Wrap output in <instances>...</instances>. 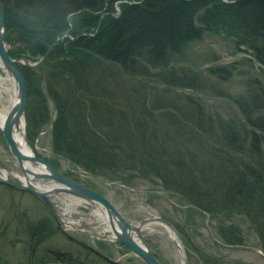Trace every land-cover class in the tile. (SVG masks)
I'll return each mask as SVG.
<instances>
[{
  "label": "rangeland",
  "instance_id": "1",
  "mask_svg": "<svg viewBox=\"0 0 264 264\" xmlns=\"http://www.w3.org/2000/svg\"><path fill=\"white\" fill-rule=\"evenodd\" d=\"M120 5L114 3L116 12H120ZM111 14L115 12L108 11L107 7L100 11L98 25L105 16ZM87 17L92 18L91 15ZM82 19L79 22L86 24L84 17ZM90 34H95L93 27ZM209 43H213L218 50ZM21 52L28 54L26 51ZM74 53L78 64L75 75L83 79V86L94 88L95 101L99 103L93 108L95 114L101 110L98 107L102 105L114 107L118 114L126 113L131 127L135 120L138 128L144 130L146 135L156 132V135L163 133L162 136L172 137L173 142L178 143L180 146H177L185 150L189 157H196L197 164L204 162L207 178L212 179L222 174L219 173L222 167L218 166L220 164L215 165L212 156V148L221 146L218 142L215 144L213 137L234 134L235 129L242 137L234 138L240 144L241 153L236 156L238 160L231 162L242 165V168L248 165L247 170L254 169L255 177L264 186V145H259L258 151H252L250 140L244 138L245 131H254L250 123L264 118V99L260 93H264V67L255 60L253 50L246 47L235 50L218 38H206L184 46L176 54L170 55L172 65L178 63L179 68H183L175 74L176 81L172 74L164 75L163 72L167 70L162 72V76H155L150 69L148 74H142L141 69L145 68L143 58L134 60L129 68H123L104 58L86 54L94 58L91 59L78 50ZM1 77L5 78L2 73ZM61 77L54 78L53 84L47 82L52 91L62 89L64 82ZM68 81L71 84V80ZM165 87L180 88L182 91L163 89ZM67 91L70 88L59 91V96L65 99L64 92ZM254 93H257L256 109L250 105L251 94ZM12 99L9 81L1 83L0 112L6 114L9 111ZM84 99L90 98L85 95ZM34 101L31 98V102L26 105V135L33 152L50 160L54 146L51 133L46 131L54 116L53 109L46 101L48 118L41 121ZM241 104L245 110L244 115L239 109ZM257 109L258 112L255 111ZM40 132L43 134L36 140ZM259 132L255 129V133ZM51 162H54L52 164L59 172L107 198L131 224L152 218L168 220L175 228L185 254L189 253L186 254L189 264H264V240L255 231L249 215L230 212L228 216L224 212L202 211L191 202L164 189L160 179L154 175L146 179L135 178L129 184L107 176L94 178L99 182L90 179L89 174L67 161L52 157ZM0 164L9 174L20 176L1 132ZM9 180L19 183L11 177ZM200 187L206 188L202 185ZM60 208L65 207L61 205ZM96 211L81 207L70 219L78 221L82 218V223L91 224L96 231H106L103 222L95 216ZM38 224L43 227H36ZM36 228H40L42 233L36 235ZM153 228L143 234L157 260L162 264H183L170 233L161 225ZM236 231L237 237H231ZM93 248L107 256L110 263L92 252ZM38 260H42L43 264H144L120 244L94 241L84 232L62 229L38 199L0 184V264H33Z\"/></svg>",
  "mask_w": 264,
  "mask_h": 264
},
{
  "label": "trees",
  "instance_id": "2",
  "mask_svg": "<svg viewBox=\"0 0 264 264\" xmlns=\"http://www.w3.org/2000/svg\"><path fill=\"white\" fill-rule=\"evenodd\" d=\"M120 1L127 3H120L119 17L105 16L94 36H82V33L90 34L92 27L95 32L99 13L106 7L108 11L117 14L113 5ZM132 1L1 0L8 31L7 40L20 41L32 47L31 60L43 55L59 35L68 32L70 37L77 39L59 40L51 50L53 58H64L65 55L66 58L72 57L77 48L83 47L123 68H129L134 60L143 58L145 68L141 69L142 74H148L150 68H159L161 72L152 74H172L175 78V74L183 68L171 66L167 69L172 64L170 55L206 38H218L235 50L240 47L253 50L255 60L264 67V0H239L232 4L220 0H143L138 5H129ZM83 17L86 24L79 22ZM21 51H25L22 45L10 52V55L24 53ZM75 61L70 63L60 60L58 65L74 76L76 88L80 92L69 82L67 89L70 88V91L64 92L66 101H63L59 96L61 90L55 93L48 86V92L56 101L58 109L51 132L56 153L66 157L73 166L82 169L92 178L107 176L129 184L135 178L146 179L154 175L160 179L164 189L191 202L202 211L224 212L228 216L230 212L249 215L255 231L264 240V186L255 177L254 169L247 170L248 165L242 168V165L231 162L241 153L240 146H237L240 144L234 138L242 137L235 129L234 134L213 137L215 144L218 142L221 146L212 148V156L215 165L220 164L218 166L222 167L221 171L217 169L222 174L213 179L207 178L204 162L197 164L196 157H189L185 150L177 146L178 143L173 142L172 137L162 136L163 133L156 135V132L146 135L144 130L138 128L135 120L131 127L126 113L118 114L114 107L102 105L98 107L101 110L95 114L93 108L99 103L95 101L94 88L83 86V79L75 75L78 65ZM25 77L29 102L31 98L35 100L34 104L37 103L40 112L38 117L44 121L48 118V112L46 100L37 89V77L28 70ZM260 93L264 99V93ZM85 95L90 99L85 100ZM255 95L257 97V93L251 94L250 98V105L254 109L257 108ZM239 106L244 115L243 104ZM250 124L254 131H245L244 138L250 140L252 151H258V146L264 145V118ZM255 129L260 132L255 133ZM213 139L210 138L211 141ZM132 173L135 176L131 177ZM200 185L207 189H201ZM38 225L36 227H43ZM40 228H36V235L42 233ZM230 236L237 237V231ZM33 264L43 262L38 260Z\"/></svg>",
  "mask_w": 264,
  "mask_h": 264
},
{
  "label": "water",
  "instance_id": "3",
  "mask_svg": "<svg viewBox=\"0 0 264 264\" xmlns=\"http://www.w3.org/2000/svg\"><path fill=\"white\" fill-rule=\"evenodd\" d=\"M224 3L232 4L239 0H221ZM127 3L126 1H121ZM140 2H130L129 5H138ZM6 35V25H5V15L0 1V63L1 67L5 70L8 76L11 77L13 81V88L16 92L15 100L12 102L9 111L6 113L2 125H0V131L5 137V140L11 149L12 153L15 156L18 167L23 175V182L21 185L13 184L8 181L4 175V170L0 169V183L7 185L14 189L24 190L29 192L34 197L38 198L44 205L47 206L48 210L55 218L57 223L67 229L76 230L75 226L67 223L62 219L63 214L60 213L58 208L54 204L53 195H61L62 197H67L68 199L79 201L78 206H84L99 210L105 217V222L109 229L110 236L99 234L96 236L93 234L95 229L91 228L86 224H81L80 227L88 229L90 232H87L88 236L99 241L113 244L123 245L130 254H133L139 258L144 264H162L160 263L155 255L150 250L148 244L146 243L143 235V230L147 225L156 224L163 226L171 235L172 240L176 246L178 254L182 259L183 264H189L186 259L185 250L183 248L182 242L173 227V225L164 218H152L146 219L138 224L129 223L122 215V213L104 196L98 192L86 188L70 178L64 176L63 174L56 171L48 162L44 159L36 157L31 149L27 138L24 135L23 130V139L27 151H24L16 142L14 134L16 130H19L20 124L25 126V108L27 103V92L25 86L24 76L19 67L20 64H25L31 68H37L39 71V88L42 96L46 99H49V96L44 92V74L42 72L41 63L44 59L38 63L32 64L26 59H12L8 55V50L12 47L17 46L19 43L9 44L5 40ZM59 37L56 39V41ZM54 42L49 50L55 45ZM214 46V44H211ZM48 50V51H49ZM86 53L91 54L92 56L101 59L94 53H90L85 50ZM50 72L56 74L67 75L73 86H75L73 77L67 72L60 69H51ZM163 89H170L172 91H182L180 88H170L165 87ZM184 91V90H183ZM189 93L188 91H185ZM56 112L54 102L51 101ZM47 184H53L50 188L45 189ZM40 185V186H39ZM95 251L102 256H105L102 252L95 248Z\"/></svg>",
  "mask_w": 264,
  "mask_h": 264
},
{
  "label": "flooded vegetation",
  "instance_id": "4",
  "mask_svg": "<svg viewBox=\"0 0 264 264\" xmlns=\"http://www.w3.org/2000/svg\"><path fill=\"white\" fill-rule=\"evenodd\" d=\"M110 16H112V14L110 15ZM113 17V16H112ZM7 34H8V31H7V29H6V35H5V40L9 43V44H12V43H21L20 41H8L7 40ZM83 35H85L86 37H88V38H90V36H88V34L87 33H82V36ZM94 36V35H93ZM92 37V36H91ZM77 39V37H75L74 39H73V41L74 40H76ZM24 44V43H23ZM25 46H24V48H25V51L26 52H28V54L30 55V52L32 51V47H28L26 44H24ZM21 45L19 44V45H17V46H15V47H12L11 49H9L8 50V53L9 52H13L15 49H17L18 47H20ZM216 50H218V48H215ZM77 50L78 51H81V52H83V53H85V54H87L86 52H84V50H87V51H89L88 49H85V48H77ZM48 52V49L43 53V55H41V57H40V59L43 57V56H45L46 55V58L42 61V70H43V72H44V85H43V88H44V90L45 91H47V94H48V96H49V99H46V98H44L43 96H42V94H41V92H40V88H39V71H38V69H36V68H31V67H29V66H27V65H25V64H20L19 65V67H20V69H21V72H22V74H23V76H24V80H25V86H26V92H27V103L29 102V96H28V90H27V82H26V77H25V73H26V71L28 70V71H31L36 77H37V89H38V91H39V93H40V95L46 100V101H48L49 103H50V105L52 106V109H53V115L54 116H56L57 117V114H58V109H57V104H56V101L54 100V98L49 94V92H48V86H49V84L48 83H50V84H53L52 83V81H54V78H58V77H56V76H53V73L52 72H50V70L51 69H53V68H56V67H59V65H58V63H59V61L62 59H64V58H62V57H60V58H53L52 57V55H51V50H50V52L49 53H47ZM28 54H24V53H22V54H16L15 56H12V58L13 59H26L28 62H30V63H32L30 60H29V58H30V56L28 55ZM13 55V54H12ZM88 55H90V54H88ZM39 59V60H40ZM75 60V59H77V56H76V53H72V57L71 58H69V59H66L65 58V60L66 61H71V60ZM33 62H37V61H33ZM64 70V69H63ZM0 73H2L6 78H7V74H6V72H5V70L2 68V67H0ZM2 78V77H1ZM0 78V79H1ZM62 79H63V85H62V89H60V90H65L66 88H67V86H68V84H69V81H68V78L67 77H61ZM48 82V83H47ZM75 90L76 91H78V92H80V90H78L77 88H76V84H75ZM67 97V96H66ZM64 98H65V94H64ZM51 101H53L54 102V105H55V108H56V112L54 111V107H53V104H52V102ZM63 101H66V99H63ZM55 113V114H54ZM54 125V123L52 122V120H50V127H48L47 128V133H51L52 132V130H53V126ZM4 138V137H3ZM8 146V145H7ZM9 148V147H8ZM11 152V151H10ZM12 153V152H11ZM13 155V154H12ZM51 156L52 157H54L55 159H60V160H64V161H66V158L63 156V155H61V154H58V153H55L54 151H52L51 152ZM14 157V156H13ZM52 157H51V159H52ZM44 158V160H46L51 166H52V163H54V162H51V159L50 160H48L47 158H45V157H43ZM56 161V160H55ZM57 164V163H56ZM0 167H1V164H0ZM56 168V167H55ZM59 171V170H58ZM9 174V173H8Z\"/></svg>",
  "mask_w": 264,
  "mask_h": 264
},
{
  "label": "bare ground",
  "instance_id": "5",
  "mask_svg": "<svg viewBox=\"0 0 264 264\" xmlns=\"http://www.w3.org/2000/svg\"><path fill=\"white\" fill-rule=\"evenodd\" d=\"M187 1V0H186ZM221 1V0H220ZM222 2V1H221ZM238 2V1H237ZM224 3V2H223ZM236 3V2H235ZM35 64V63H34ZM41 68H42V65H41ZM37 69V68H36ZM53 69H60L59 67H56V68H53ZM61 70V69H60ZM42 72H43V70H42ZM44 73V72H43ZM9 81V83L11 84V86H13V81H12V79H11V77L10 76H7V78L5 77V78H1L0 79V84L2 83V84H4L5 82H8ZM15 94H16V92H15V90H14V88L12 87V102H14V100H15ZM5 113H2V112H0V125H2V123H3V121H4V118H5ZM50 119V118H49ZM52 120V122L53 123H55V121H56V116H53V118L51 119ZM23 130H24V127H23V124H20V128H19V130H16V132H15V134H14V138L16 139V142L18 143V145L24 150V151H27V149H26V146H25V144H24V137H23ZM52 135V134H51ZM228 141H230V142H232L231 140H229L228 139ZM235 144V143H234ZM237 146H239V145H237ZM4 175L6 176V175H8L7 174V172H4ZM40 186V185H39ZM51 186H53V184H50L49 186H45L44 188L45 189H47V188H50ZM79 202V201H78ZM77 201L75 202L74 201V204H70V205H68L67 206V208H66V211L64 212V213H66L68 216H71L74 212H73V210L80 204V203H78ZM97 213L95 214V216L99 219V220H101L102 222H104V224H103V227L105 228L104 230H106V231H103V232H101L100 234H104V235H107V233L106 232H108V227H107V225H106V223H105V217H104V215L99 211V210H97L96 211ZM153 226L155 227V226H157L156 224H151V225H147L145 228H144V230H143V232H147V231H151V230H153L154 228H153ZM173 238V237H172Z\"/></svg>",
  "mask_w": 264,
  "mask_h": 264
}]
</instances>
